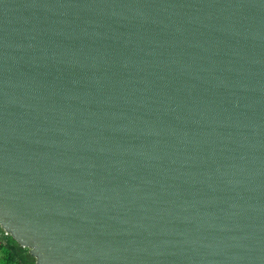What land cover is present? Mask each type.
Segmentation results:
<instances>
[{"label": "water", "instance_id": "obj_1", "mask_svg": "<svg viewBox=\"0 0 264 264\" xmlns=\"http://www.w3.org/2000/svg\"><path fill=\"white\" fill-rule=\"evenodd\" d=\"M0 227L36 264H264V0H0Z\"/></svg>", "mask_w": 264, "mask_h": 264}, {"label": "rangeland", "instance_id": "obj_2", "mask_svg": "<svg viewBox=\"0 0 264 264\" xmlns=\"http://www.w3.org/2000/svg\"><path fill=\"white\" fill-rule=\"evenodd\" d=\"M21 247L29 249L24 246ZM17 261L18 259L13 245V240L11 239V236H7L4 229L0 227V264H12Z\"/></svg>", "mask_w": 264, "mask_h": 264}, {"label": "trees", "instance_id": "obj_3", "mask_svg": "<svg viewBox=\"0 0 264 264\" xmlns=\"http://www.w3.org/2000/svg\"><path fill=\"white\" fill-rule=\"evenodd\" d=\"M7 236L10 237L11 235ZM11 239L13 240V245L18 259L17 262H13L12 264H36V258L30 253L29 249L21 247L12 236Z\"/></svg>", "mask_w": 264, "mask_h": 264}]
</instances>
